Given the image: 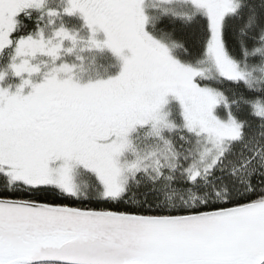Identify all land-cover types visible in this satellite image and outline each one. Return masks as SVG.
Instances as JSON below:
<instances>
[{
  "label": "snow or ice",
  "instance_id": "obj_1",
  "mask_svg": "<svg viewBox=\"0 0 264 264\" xmlns=\"http://www.w3.org/2000/svg\"><path fill=\"white\" fill-rule=\"evenodd\" d=\"M0 264H264V0H0Z\"/></svg>",
  "mask_w": 264,
  "mask_h": 264
},
{
  "label": "rangeland",
  "instance_id": "obj_2",
  "mask_svg": "<svg viewBox=\"0 0 264 264\" xmlns=\"http://www.w3.org/2000/svg\"><path fill=\"white\" fill-rule=\"evenodd\" d=\"M0 63H3V61H2V60H0Z\"/></svg>",
  "mask_w": 264,
  "mask_h": 264
}]
</instances>
